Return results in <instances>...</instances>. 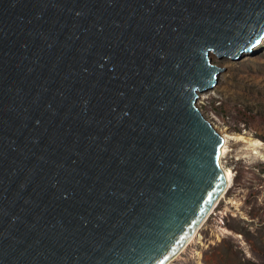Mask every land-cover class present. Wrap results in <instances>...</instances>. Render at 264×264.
Listing matches in <instances>:
<instances>
[{
	"label": "water",
	"instance_id": "1",
	"mask_svg": "<svg viewBox=\"0 0 264 264\" xmlns=\"http://www.w3.org/2000/svg\"><path fill=\"white\" fill-rule=\"evenodd\" d=\"M264 0H0V264H169L238 156L196 107Z\"/></svg>",
	"mask_w": 264,
	"mask_h": 264
},
{
	"label": "rangeland",
	"instance_id": "2",
	"mask_svg": "<svg viewBox=\"0 0 264 264\" xmlns=\"http://www.w3.org/2000/svg\"><path fill=\"white\" fill-rule=\"evenodd\" d=\"M209 58L224 69L195 105L238 156L229 187L170 264H264V38Z\"/></svg>",
	"mask_w": 264,
	"mask_h": 264
},
{
	"label": "bare ground",
	"instance_id": "3",
	"mask_svg": "<svg viewBox=\"0 0 264 264\" xmlns=\"http://www.w3.org/2000/svg\"><path fill=\"white\" fill-rule=\"evenodd\" d=\"M223 137H224V139H226V140L229 139V138H227L226 136H223ZM223 137H222V138H223ZM253 145H254V144H253ZM250 146H251V145H250ZM231 179H232V176H231L230 180L227 182V187H229V184H230V182H231ZM227 187H226V189H227ZM223 193H224V192H223ZM223 193H222V195H223ZM222 195H221V196H222ZM215 205H216V204H215ZM214 207H215V206H214ZM214 207H213V208H214ZM211 211H212V210H211ZM195 235H196V234H195ZM195 235H194V236H195ZM194 236L192 237V239L194 238ZM192 239H191V241H192ZM169 264H170V263H169Z\"/></svg>",
	"mask_w": 264,
	"mask_h": 264
}]
</instances>
